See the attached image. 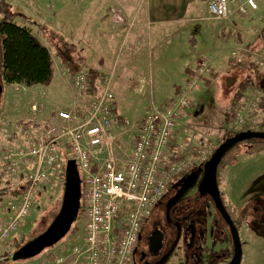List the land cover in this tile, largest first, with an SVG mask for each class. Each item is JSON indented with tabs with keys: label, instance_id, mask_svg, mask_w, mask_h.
I'll list each match as a JSON object with an SVG mask.
<instances>
[{
	"label": "rangeland",
	"instance_id": "obj_1",
	"mask_svg": "<svg viewBox=\"0 0 264 264\" xmlns=\"http://www.w3.org/2000/svg\"><path fill=\"white\" fill-rule=\"evenodd\" d=\"M91 1L68 0V2L62 3L60 0H0V20H12L18 24L26 22L31 27L33 24L31 29L42 40H45L55 68L51 84L44 89L9 86L2 83L0 78V228L6 218L7 201L13 197L12 195L19 185L18 181L9 176L5 170L6 150H17L20 145L38 143L42 138L47 137V132L52 124L50 114L60 108H65L64 104L72 95L69 86L70 80L68 77L62 76V66L55 56L56 49L60 46L56 35L73 33L81 41L87 40L92 49L97 51L101 49V52L111 57V61L114 60L117 47L120 44L119 34L123 35L125 30L122 33L115 32L111 35L112 31L109 27L115 26L113 22L111 23V20L115 19L113 14L115 10H112L110 18L103 23L100 21V16L103 15H101V8L104 4ZM61 5L67 7L66 12L64 9L62 11L56 9ZM49 6L51 7L49 8ZM42 8H46L45 11ZM203 15H205L204 11L201 10L200 16ZM118 19L117 21L122 25L126 21L122 22L121 18ZM126 22L127 28H125L129 30L133 22ZM217 24L206 21L202 23V28H211L210 25ZM101 30L105 32V35L100 32ZM260 30L262 33L259 31L255 35L253 32L250 41L247 42L253 44L255 38L264 40V28L261 27ZM196 39L199 43L197 36ZM81 41L67 43L76 48L75 58L80 67L83 70H88L84 69L85 65L82 62L84 44ZM157 45L154 37L150 50H144V53L148 51L153 53V59H150L149 55L146 56L147 71L145 74L148 79L152 75L154 77V93L150 94L147 87L144 100L137 99V104L131 106L129 103H132V100L129 99L127 106L122 110L123 119H127L131 126L135 123L136 116L145 104L150 105L151 102L161 104L160 102L166 95V86L161 83L167 82L168 78L174 74L173 66L169 62H165L161 56L162 51ZM208 45L211 47L210 42ZM234 47L223 40L218 43V55H216L218 61L215 66L217 75L213 77L212 81L206 82L199 90L193 92L192 109L187 113L188 119L183 120L185 122L179 129L178 139H176L179 153L193 155L196 148L206 145H211L215 150L228 137L232 123V99L240 84L245 80L244 73L247 75V70L244 73L241 70L232 72L231 65L234 64L229 65L228 58L231 57ZM244 48L246 49L244 56L250 55L254 51L250 46ZM252 57L255 58V55ZM259 58H264V56ZM235 60L232 59L234 62ZM253 60L255 62V59ZM258 72L263 77L256 84L264 94V69ZM229 77L234 79L231 86L226 85ZM252 78L258 79V74L256 73ZM37 104L43 109L41 115L34 116L30 109L31 106ZM255 117L260 121L263 113L260 112ZM21 124L27 127L23 128ZM131 126L115 132V152L119 157L124 158L127 155L134 140L136 126L133 128ZM250 145L248 143L241 144L236 163L226 166L217 174V184L227 213L238 225L236 228L242 249L241 264H264V148L258 152H248L251 148ZM63 162L66 165L68 161L63 158ZM194 166L186 175L188 178L183 177L174 182L172 188L144 224L142 243L140 240L138 246L137 261L140 259V254L147 251L146 259L151 261L150 264H179L182 260L187 261L188 259L189 263L187 261V264L194 262V264H199L198 260L193 259L194 256H198L197 252L201 249L197 241L191 249L192 251L185 252V225L182 222L185 215L195 218V229L205 231L208 236L204 245L201 243L204 248L202 250L209 251V253H217L220 250L231 252L232 247L228 243L230 240L228 228L214 208L212 201L197 193L203 176L204 164ZM63 192L64 182L62 181L47 184L39 190L34 207L17 235L12 240L0 241V264H36L42 254L62 249L70 244L75 236H79L83 232V211L79 208L77 218L69 233L60 242L29 260L17 262L11 260L17 250L47 230L61 208ZM187 204L189 205L185 207ZM191 206L193 211L189 209ZM189 211H192L191 215L188 213ZM200 221L204 223L202 229L198 228ZM158 226L164 233L163 248L158 255L152 256L148 254L146 238ZM185 253L188 255L187 259L184 257ZM134 264L140 263L135 262Z\"/></svg>",
	"mask_w": 264,
	"mask_h": 264
},
{
	"label": "built area",
	"instance_id": "obj_2",
	"mask_svg": "<svg viewBox=\"0 0 264 264\" xmlns=\"http://www.w3.org/2000/svg\"><path fill=\"white\" fill-rule=\"evenodd\" d=\"M257 1L209 0L207 20L227 21L232 14L255 13ZM244 52V47L237 48L231 57ZM255 64L257 71L264 69V58L258 57ZM212 73L210 61L200 60L187 73L177 96L161 104L151 102L131 126L116 112L112 72L98 73L92 79L88 70L70 76L62 67V76L70 80L71 107L49 116L52 124L47 137L5 152L8 174L19 185L18 194L7 201L0 241L17 235L43 186L62 181L64 158L74 161L81 180L83 232L62 249L42 254L36 264H134L144 224L166 196L168 186L194 165L205 164L214 152L211 145L199 146L193 155L171 159L179 153L173 143L175 131L192 109L193 92ZM253 81L233 106L231 135L254 131L258 125L251 114L258 112L263 93L256 78ZM42 109L37 104L30 110L37 116ZM130 126H136L134 140L122 158L115 152V132Z\"/></svg>",
	"mask_w": 264,
	"mask_h": 264
},
{
	"label": "crops",
	"instance_id": "obj_3",
	"mask_svg": "<svg viewBox=\"0 0 264 264\" xmlns=\"http://www.w3.org/2000/svg\"><path fill=\"white\" fill-rule=\"evenodd\" d=\"M83 1L92 2L91 0H82V2ZM93 1L102 2L104 4L101 8V15H103L100 16V21L103 23H105L106 19L110 18L112 10H115L113 14L116 21L115 19L114 21L111 20V23L113 22L115 26L113 27L111 25L109 27L112 31L110 33L111 35L115 32L122 33V31L125 30L123 35L119 34L120 44L117 47L118 50L113 61H111L109 55L101 52V49V51L92 49L87 43V40L83 39L81 41V39L76 38L73 33L68 32L67 35L66 33H59L57 35L61 36L66 42L79 43L81 41L84 44L82 50V62L85 65L84 69L86 68L96 74L112 72V93L114 94L116 112L119 118H124L122 110L127 106V101L129 99L132 100V103L129 104L134 106L137 104V99H139V101L144 100L147 87L149 88L150 94L151 92L154 93V77L152 75L148 79L145 74L147 71L146 56L149 55L150 59H153V53L150 51L144 53L145 49L150 50L154 37L155 42L158 43L157 47L162 51L161 56L165 59V62H169L174 69L173 76L168 78L167 82L161 83V85L166 86V95L160 103L179 94L187 73L194 68L200 60L208 59L213 69V73L203 80L202 85L212 81L213 77L217 75V69L215 67L218 61L216 56L218 55L217 47L218 43L222 40L233 45V47L235 46L234 50L245 46H250L254 49L253 53L247 56H244V53H240L237 58H235L237 60H235V62L232 61V57L228 58L229 65L234 64L231 65L232 72L234 70H241L244 73L247 70V75L244 73L245 77H249L250 73H252L251 66L253 64L255 65L253 59L256 61L258 57L264 56V40L262 38H255L253 44L247 42L250 41L253 32L256 35L257 32H261V27L264 28V22L261 21L262 16H264V0L257 1L259 5V10L257 12L250 13L247 16L232 14L227 21L207 20V4L209 0ZM60 2L66 3L68 0H60ZM50 7L51 6H49V8ZM46 8H42V10L45 11L44 9ZM66 8V6L61 5L56 9L58 11L64 9L66 12ZM201 10L204 11L205 15L200 16ZM118 18H121L122 22L123 20L133 22L131 28L126 30L127 22L125 21L126 24L124 23L122 25L117 21L119 20ZM206 21L216 22L218 24L210 25L211 28H202V23ZM18 25L27 27L32 35L48 49L45 40H42L40 36L36 35L31 29L33 28V24L32 27L26 22ZM37 25L38 23L36 26ZM100 32L105 35L103 30ZM196 36L199 38V43L197 42ZM209 42L211 47L208 45ZM252 55H257L258 57L255 56V58H253ZM46 87L47 86H34L31 88L44 89ZM70 97L71 98L64 104L65 108H60L57 111L68 110L71 107L73 94L70 95ZM147 107L148 104L142 107V110L136 116V123L141 119ZM56 112H52L50 115L53 117L56 115ZM185 119H188L187 114L184 115L176 128L174 145H176L179 129H181L185 122L183 120Z\"/></svg>",
	"mask_w": 264,
	"mask_h": 264
},
{
	"label": "trees",
	"instance_id": "obj_4",
	"mask_svg": "<svg viewBox=\"0 0 264 264\" xmlns=\"http://www.w3.org/2000/svg\"><path fill=\"white\" fill-rule=\"evenodd\" d=\"M56 38L60 43V46L56 49V59L59 61L62 67L67 68L70 76L77 74L83 68L80 67L78 61L75 58L76 48L74 45L67 43L61 36L57 35ZM253 65L251 66V76L249 75V77H245L244 82L240 84V87L234 93L232 99L233 106L239 100L246 88L254 84L252 78L254 74H258L256 83H258V81L263 77L257 71L256 64L254 66ZM88 72L92 79H95L97 74L89 70ZM54 74V62L49 50L32 35L31 31L25 26L14 23L12 20H0V78L2 83L9 86H22L25 88H31L34 86H48L51 84ZM260 112L263 113V117L258 122V125L254 131L264 132V94L258 112L252 113L251 116H257ZM21 125L23 126V124ZM25 127L27 126H23V128ZM232 136L234 135L229 134L227 138ZM244 143L251 144V148L248 150V152H258L260 149L264 148V141L250 140L239 143L225 154L218 166L217 174H219V172L226 166L236 163L239 148L241 144ZM185 156L186 155L183 153H177L173 154L171 159L176 161L182 159ZM63 169H65V166ZM187 174H185L183 177L186 178ZM183 177L175 178L168 186L167 192L172 188L174 182ZM62 182H64V173ZM17 194L18 192L14 191L12 196L14 197ZM234 223L237 227L238 225L236 221H234Z\"/></svg>",
	"mask_w": 264,
	"mask_h": 264
},
{
	"label": "water",
	"instance_id": "obj_5",
	"mask_svg": "<svg viewBox=\"0 0 264 264\" xmlns=\"http://www.w3.org/2000/svg\"><path fill=\"white\" fill-rule=\"evenodd\" d=\"M234 79L228 78L227 86L233 84ZM258 140L264 141V132L245 131L226 138L223 143L218 146L209 160L203 166V176L198 185V194L200 196H209L214 208L229 229L232 242L234 256L229 264H240L242 257L241 244L239 240L238 230L227 213L222 202L218 184L217 170L225 154L239 143ZM81 196V180L74 161H68L64 173V192L61 208L47 230L36 237L34 240L23 245L12 255V261H25L38 256L45 249L51 248L60 242L70 231L73 223L77 218L80 208ZM162 236L155 233L150 238V248L152 253L157 255L162 249Z\"/></svg>",
	"mask_w": 264,
	"mask_h": 264
},
{
	"label": "flooded vegetation",
	"instance_id": "obj_6",
	"mask_svg": "<svg viewBox=\"0 0 264 264\" xmlns=\"http://www.w3.org/2000/svg\"><path fill=\"white\" fill-rule=\"evenodd\" d=\"M5 170L7 171V168L5 166ZM8 173V171H7ZM187 177V176H186ZM188 178V177H187ZM198 193V192H197ZM16 196V195H15ZM14 196V197H15ZM200 196V195H199ZM201 197H208L210 199L209 196H201ZM211 200V199H210ZM192 204V203H191ZM189 204H187L185 207H187ZM190 210H192V206L191 208H189ZM193 211V210H192ZM192 211H189L188 213L191 215ZM5 214H6V211H5ZM6 217H7V214H6ZM194 217V216H193ZM203 220V219H202ZM5 221V220H4ZM233 221V220H232ZM182 222L183 224L185 225L184 227V241H185V252L187 251H192L191 249L194 247V245L196 244V241L198 242L197 244L199 245V248H201L197 254L198 256H194L193 259L195 260H198L200 263L199 264H229L231 262V260L233 259V254H234V251H233V242H232V238H231V235H230V240H228V243H230V247H232L231 249V252H228L227 250H220V251H217V253H209V251H205V250H202L204 249L203 246L201 245V243H204L207 241L208 239V236L207 234H205V231L202 232V230H196L195 229V218L193 219L191 216L189 215H185L183 218H182ZM224 222V221H223ZM234 222V221H233ZM198 224V223H197ZM203 222L200 221V226L198 228L202 229L204 227L203 226ZM225 224V223H224ZM235 224V223H234ZM226 225V224H225ZM236 226V225H235ZM227 227V226H226ZM228 228V227H227ZM229 230V229H228ZM155 233H160V236H162V244L164 242V233L163 231L161 230V228L158 226V227H155L153 229V231L151 232L150 236L146 238V244H147V250H148V254L149 255H152V256H156L154 253H152L151 251V248H150V238L152 237L153 234ZM230 233V232H229ZM142 236H141V243H142ZM197 245V246H198ZM163 248V246H162ZM162 250V249H161ZM242 250V249H241ZM161 252V251H160ZM159 252V253H160ZM147 251L145 253H141L140 254V259L137 261V258H136V262L140 263V264H150L151 261H148L146 259V256H147ZM158 253V254H159ZM137 254H138V251H137ZM157 254V255H158ZM137 257V255H136ZM184 257L187 259L188 255H184ZM198 257V258H197ZM241 260H242V257H241ZM188 263H189V259L187 260ZM187 261L185 260H182L179 264H187ZM195 263V262H194ZM193 263V264H194ZM241 264V262H240Z\"/></svg>",
	"mask_w": 264,
	"mask_h": 264
}]
</instances>
